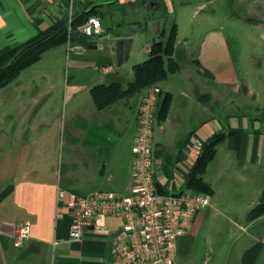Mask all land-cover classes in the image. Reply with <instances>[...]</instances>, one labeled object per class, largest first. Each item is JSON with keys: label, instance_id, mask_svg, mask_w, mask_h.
Instances as JSON below:
<instances>
[{"label": "crops", "instance_id": "1", "mask_svg": "<svg viewBox=\"0 0 264 264\" xmlns=\"http://www.w3.org/2000/svg\"><path fill=\"white\" fill-rule=\"evenodd\" d=\"M176 1L179 5L191 6L211 0ZM169 2L174 3V0H75L72 13L94 7L102 24V19L114 14L115 10L121 9L122 15L136 14L142 8L154 11L161 4L168 7L166 4ZM68 14L67 0H0V52L37 35ZM161 16L150 15L145 28L148 23L153 24L158 38L167 21L170 25L176 24L172 57L178 68L156 83L162 90L153 127L155 173L160 188L172 191L187 189L184 180L202 143L215 132L226 133L202 172L203 180L212 189L211 193H205L209 196V205L197 211L188 231L176 238V260L180 248L186 249L192 256V247L199 235L206 233L204 238L211 243L214 221L223 217L228 222L230 237L209 248L212 256L209 254L208 260L207 257L203 258V263L264 264V212L250 214L253 207L264 203V120L249 119L243 124L237 126L235 123L224 129L222 125V128H216L210 116L203 118L193 114L194 105L207 111L202 93L208 89L205 85L198 86L193 69L186 61V64H181L175 57L182 43L178 39L177 20H165ZM123 22L127 21H116L117 28H122ZM140 22L134 19L127 23L136 25ZM138 31L133 28L126 34L116 33L113 38L104 37L102 31L96 35L98 39H90L94 44L87 49H93V52L83 59H76L79 63L77 66H96L99 69L88 84L90 92L95 85L104 87L112 82L121 88L126 87L133 78V65L147 58L133 62L130 67L126 65L129 44ZM103 39L109 40L108 44ZM63 44L68 46V43L59 45ZM150 44L144 48L147 55ZM114 55H117L115 61L112 59ZM106 64L113 65L114 69L103 72L100 66ZM171 76H175L174 83L175 80L179 83L171 82ZM145 88L130 95L118 96L106 105L104 101L108 92L105 89L101 88L102 91L96 93V100L91 92V110H96V116L106 121L107 125L117 126L112 128L117 135L112 133L108 136L104 129L80 131L81 136H86L83 140L86 146L82 145L80 150L83 166L77 171L75 161H71L70 168L75 167L76 172L70 170L66 176L67 183L61 185L53 176L39 173L42 168L34 165L33 170L21 169L16 172L7 181L9 184L5 183V187L0 188V264H110L112 235L88 230L78 239L70 238L71 212L66 206L67 194L63 200H57L56 188L59 184L80 194L97 190H128L131 181V145L136 132V102ZM130 122L133 124L130 145L122 150L121 142L127 137L124 134ZM89 135L97 136L96 141L89 139ZM90 146L94 147V153ZM210 168H213L212 171ZM24 221L30 223L29 235L21 244L15 245L13 224ZM102 224L115 232L121 225V218L105 215Z\"/></svg>", "mask_w": 264, "mask_h": 264}, {"label": "rangeland", "instance_id": "2", "mask_svg": "<svg viewBox=\"0 0 264 264\" xmlns=\"http://www.w3.org/2000/svg\"><path fill=\"white\" fill-rule=\"evenodd\" d=\"M179 4L174 0L166 4L168 7L161 4L154 11L142 8L136 14L122 15L121 9L115 10L102 19L103 36L113 38L116 33L139 30L129 44L130 52L125 60L130 67L148 56L144 48L152 39H157L153 24L148 23L145 28L147 18L153 14L162 15L165 20L175 18L179 25L178 39L182 42L175 57L193 69L198 86L205 85L208 89L200 90L204 92L207 111L194 105L193 114L203 118L210 116L216 128L224 126V129L249 119L264 120V0ZM120 19L141 22L136 25L123 22L122 28H117L115 22ZM169 26L167 21L165 27ZM90 39L98 38L95 35ZM103 41L108 44L109 40ZM92 52L93 49L86 48L81 54H75L64 44L50 47L0 88V188L3 189L16 172L33 170L34 165L42 168L39 173L53 176L64 185L70 170L80 171L82 165L80 150L82 145L86 146L83 143L86 136L79 132L104 129L108 136L115 134L112 128L117 126L100 120L89 104L88 84L99 69L77 66L76 59H83ZM116 57L112 59L115 61ZM174 77L171 76V82ZM175 81L174 84L179 83ZM132 130L130 122L124 134L127 137L121 142L122 150L130 145ZM88 138L96 141L97 136ZM90 147L94 153V147ZM71 161H75L76 170L70 168ZM214 224L211 243L206 242L205 233L193 244L192 256L180 248L177 259L180 264H208L203 263V258L208 260L212 256L209 248L225 242L231 232L223 217L215 219Z\"/></svg>", "mask_w": 264, "mask_h": 264}, {"label": "built area", "instance_id": "3", "mask_svg": "<svg viewBox=\"0 0 264 264\" xmlns=\"http://www.w3.org/2000/svg\"><path fill=\"white\" fill-rule=\"evenodd\" d=\"M75 0H67L69 21ZM86 36L100 35V17L89 15L79 25ZM68 50L81 54L86 47L68 43ZM103 72L114 69L101 65ZM161 87L152 83L136 102V132L131 145V181L128 190H97L89 194L69 191L59 184L57 200L67 194L66 206L71 212L69 237L78 239L86 231L112 235L110 264H178L176 238L185 234L197 211L209 205V196L202 191H159L155 173L153 127L160 100ZM105 215L121 218L117 231L102 224ZM29 222L13 224L14 244L19 245L29 235Z\"/></svg>", "mask_w": 264, "mask_h": 264}, {"label": "trees", "instance_id": "4", "mask_svg": "<svg viewBox=\"0 0 264 264\" xmlns=\"http://www.w3.org/2000/svg\"><path fill=\"white\" fill-rule=\"evenodd\" d=\"M89 15H96L94 7L73 12L70 21L67 15L28 40L1 51L0 88L6 86L15 78L21 68L37 60L50 47L61 43L80 44L86 48L92 46L94 42L90 40L89 36L82 34L78 28ZM176 31L175 23H172L168 28L163 27L158 38L151 43L147 58L133 65V78L126 84V87L121 88L119 84L114 82L104 87L103 85H95L91 88V92L95 96L94 99L96 100V93L102 91L100 89L103 88L108 92V97L104 101V105H106L118 96L139 92L148 85L165 79L168 72L175 71L178 64L172 57V53ZM98 104L102 103L99 102ZM225 136L226 133L224 132H215L202 143L194 164L185 177L184 181L187 188L211 193V186L203 180L202 172L207 162L213 158L217 144ZM157 185L159 191H167L160 188L158 182ZM261 212H264V203L253 207L250 214L257 215Z\"/></svg>", "mask_w": 264, "mask_h": 264}]
</instances>
